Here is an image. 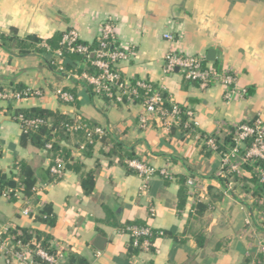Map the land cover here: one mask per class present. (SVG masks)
I'll return each mask as SVG.
<instances>
[{
  "label": "crops",
  "instance_id": "0c3cea01",
  "mask_svg": "<svg viewBox=\"0 0 264 264\" xmlns=\"http://www.w3.org/2000/svg\"><path fill=\"white\" fill-rule=\"evenodd\" d=\"M105 20L115 26V44L129 52L117 64L122 75L150 81L166 94L168 103L191 110L200 132L227 146L236 124L264 111V0H0V34L7 36L12 28L21 38L42 39L74 29L82 41L91 43ZM165 32L173 39L164 38ZM168 51L199 55L213 68L216 62L217 73L234 77V93L225 97L228 87L218 76L201 86L186 80L177 68L165 74L163 56ZM48 57L46 51L20 55L0 45V85L41 92L11 102L0 100V174L16 183L14 163L21 159L36 177L30 197L17 194L11 201L0 195V230L44 232L50 242L64 245V257L73 253L87 264H246L256 256L257 241L264 234V209L252 208V192L241 186L239 177H218L216 151L208 150L195 134L181 131L170 117L163 123L152 116L141 127L139 116L145 109L140 102H109L78 79L59 73ZM67 65L83 68L78 59ZM56 88L68 91L73 100L58 99ZM32 107L81 116L106 127L108 140L122 143L133 158L171 177L154 174L142 193V177L126 165L131 158L124 150L121 158L109 155L111 141H96L86 154L70 137L63 143L71 152L69 164L80 167L76 171L64 164L62 175L48 181L45 150L20 143L22 129L14 118L16 111ZM87 173L92 174L93 188L85 194L80 181ZM179 176L199 182L195 188L185 185L182 207ZM242 176L250 174L243 171ZM44 205L51 206L52 226L37 221L36 214L22 213L38 212ZM130 222L167 235L153 238L147 251L132 253L129 233L122 229ZM0 264H5L2 258Z\"/></svg>",
  "mask_w": 264,
  "mask_h": 264
},
{
  "label": "built area",
  "instance_id": "2783aa9c",
  "mask_svg": "<svg viewBox=\"0 0 264 264\" xmlns=\"http://www.w3.org/2000/svg\"><path fill=\"white\" fill-rule=\"evenodd\" d=\"M114 30V24L105 20L96 37L94 47L83 43L78 32L74 29L65 30L55 48L50 47L46 42H41L38 46L43 47L49 54L48 63L55 70L68 78L83 81L93 94L105 98L109 102H140L145 109L139 116L141 127L147 126L152 116L159 117L163 123H167L166 118L170 117L173 123L178 124L181 113L186 116L185 127L189 126V122L193 123L191 110L180 108L174 102L169 103V108H166L158 88L150 81L138 78L128 80L122 75L117 64L120 60L127 59L129 52L115 44ZM163 37L168 40L173 39L170 32H165ZM72 54H78L84 58L80 61L82 67L89 63L96 68V71L89 72L82 69L77 72L76 70L79 68L77 65L72 66L73 68H66ZM176 68L182 72L185 79L196 81L201 86L207 85L214 76H218L221 82L228 87L225 97L229 98L234 93V87H231L234 84L232 74L228 72L217 73L213 67L204 64V59L199 55L166 52L163 56V72L165 74L171 73ZM54 94L63 101L70 102L73 100L72 94L63 88H56ZM40 95L41 92L37 89H17L0 85V100L2 101L11 102ZM14 118L19 122L22 131H35L40 125L47 124L44 119L25 118L22 113L15 114ZM166 125L169 127L170 123ZM65 128L70 134L82 133L85 140L79 144L81 149L84 148L86 142L93 144L105 134L103 126H90L80 116L73 117L70 123L65 124ZM195 137L201 138L208 150L216 151L219 154L218 177L229 179L234 174L242 177L244 165L260 162L254 168L259 181L264 184V111L258 112L253 118L245 122L236 124L231 134L232 143L225 149H218L212 135L200 137V134L196 132ZM50 147L51 143L49 142L45 145V150ZM126 163L142 177L140 186L142 193L147 190V182L154 174L157 173L166 178L171 177L166 170L156 169L136 158L127 159ZM63 166L64 161L60 157H56L50 170L60 177L63 173ZM185 185L188 188H195L199 186V182L196 178L188 176L185 179ZM0 195L9 200L10 189H0ZM22 213L26 215L37 214V212L33 213L28 209L23 210ZM154 214V208L150 207L149 216L153 217ZM127 230L131 246L139 252L147 251L151 247V237L154 234L158 236L163 234L162 230H155L147 224L131 225L127 227ZM20 235L19 232L12 233L6 229L0 230V258L5 264H62L64 262V245L51 241L46 249L34 236L24 240ZM248 264H264V234L257 241L256 256Z\"/></svg>",
  "mask_w": 264,
  "mask_h": 264
},
{
  "label": "trees",
  "instance_id": "16d2710c",
  "mask_svg": "<svg viewBox=\"0 0 264 264\" xmlns=\"http://www.w3.org/2000/svg\"><path fill=\"white\" fill-rule=\"evenodd\" d=\"M60 36L61 34L56 33L53 36L46 38V39H42L35 35H27L21 38L16 35V30L12 28L10 36L0 34V45L7 51H11L12 49L13 50L15 49L17 50V53L20 55H26L32 52L41 53V52H44L45 49L43 47L38 46L39 43L46 42L50 47L55 48L58 44ZM83 43H87V42L83 41ZM87 44H89L91 47H94L96 45V39L93 42L87 43ZM70 59L71 60L78 59L82 61L84 58L78 54H72L70 55ZM205 63L206 61L204 60V64ZM213 65H214V68L218 70V64L214 62ZM66 68H68V65L66 66ZM82 69H84L85 71H89V72L96 71V68L90 65L89 63H87L81 69L78 68L76 71L80 72ZM78 81H81V80H78ZM188 81L196 82L192 80H188ZM81 82L86 86V84L83 81ZM86 87L88 88V86ZM158 90H159L162 100H164V106L166 108H169V103L167 102L166 94L163 91H161L159 88ZM135 102H138V101H135ZM17 113H22L25 118H41L47 121V124L40 125L35 131H32V130L22 131L20 143L22 145L31 144L35 147L43 148L44 150H45V145L49 142L51 143V147L45 150L48 161H49V167L47 168L48 181H51L52 179H55V178H59V176H56V174H54L50 170V167L54 164V160L56 157H60L64 161V164L66 167H69L76 171L79 169L80 166L78 163L74 165L69 164V160L71 159L70 157L71 152L63 144L64 141L68 140L70 137H73L75 142L76 141L82 142L85 140L81 132L80 133L74 132L70 134L69 132L66 131L65 124L70 123L73 120V117H69L57 110H49V109L39 108V107H32L29 109H20L15 112V114ZM81 119L84 120V122H86L90 126L97 125L84 117H81ZM185 122H186V116L183 113H181L180 121L178 123V127L180 128L181 131L187 132L188 134H191V135L197 132L200 134V137L208 136L200 132L192 122H189L188 123L189 126L185 127L184 126ZM171 129L173 130L174 128H171ZM104 130H105V134L101 136L97 141H101L103 145L107 144L108 141H111L112 146L107 150L106 154L111 155L113 153H116L120 157L121 155L119 152L124 150L127 157L133 158L131 151L124 149L122 143L116 141L115 139L108 140L107 138H109V132L106 127H104ZM232 130L230 131V134H229L230 142L227 144V146L222 144L216 136L212 135L215 138L218 149L222 150L231 145ZM92 145L93 144H89L88 142L85 143L83 150L86 154H89V152L91 151ZM117 149L119 151H117ZM256 164L258 165L260 164V162H257ZM256 164H252V165L247 164L243 166L244 171L250 174L249 177H246V176L239 177L235 174L233 176L239 177L242 180L241 186L247 187L249 188V190H251L252 197H253L252 208L262 211L264 209V184L259 181L257 172L254 168ZM14 168L16 169V174H17L16 177H18L16 179L15 187L14 188L8 187V179L6 178V175L0 174V189H8V188L10 189V200L11 201L15 200V197L17 194H21L24 197L32 196L34 193V187L36 184V177H35V173L32 167L30 166V164L20 159L14 163ZM221 180L225 181L226 179H221ZM166 181H168V179H166ZM178 181L180 185L179 190H178V207H182L186 200L185 176H179ZM80 184L85 194L90 193L93 188L92 174L87 173L84 176H82ZM106 217H108L107 213H106ZM34 218L37 221H40L41 223H44L49 226L54 225V222H55L54 215L52 213V209L50 205H44L37 212ZM262 219H264V215L262 216ZM131 225H143V224L140 222H130L127 225H124L122 229L126 231L127 227ZM11 232L12 233L19 232L21 234L20 237L24 240H28L30 237L34 236L35 239L40 242L42 247L46 249L49 247L50 237L48 234H45L44 232L27 229V228H17V229L12 230ZM162 232L163 234L161 236L167 235L164 231ZM155 237H158V235L154 234L151 237V242L153 238ZM130 250L132 251V253L138 252V250L133 248L131 244H130ZM249 262L250 260L246 264H248ZM62 264H87V263L78 255H75L73 253H68V255L64 257V262Z\"/></svg>",
  "mask_w": 264,
  "mask_h": 264
},
{
  "label": "water",
  "instance_id": "95a60500",
  "mask_svg": "<svg viewBox=\"0 0 264 264\" xmlns=\"http://www.w3.org/2000/svg\"><path fill=\"white\" fill-rule=\"evenodd\" d=\"M213 58L212 57H209V60H212ZM15 181L14 180H9L8 181V186L14 188L15 187Z\"/></svg>",
  "mask_w": 264,
  "mask_h": 264
}]
</instances>
